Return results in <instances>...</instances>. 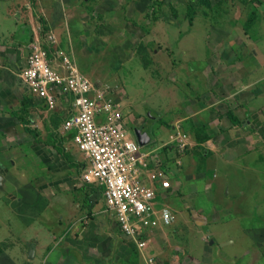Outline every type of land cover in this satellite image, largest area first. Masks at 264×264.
Wrapping results in <instances>:
<instances>
[{
    "label": "rangeland",
    "instance_id": "obj_1",
    "mask_svg": "<svg viewBox=\"0 0 264 264\" xmlns=\"http://www.w3.org/2000/svg\"><path fill=\"white\" fill-rule=\"evenodd\" d=\"M255 1L0 0V114L18 124L0 138V264H59L68 245L84 258L105 256L100 264H145L148 255L156 264H264V108L238 120L228 82L251 71L264 94V4L248 21ZM37 40L51 50L59 43L96 87L108 88L128 128L149 126L143 148L172 185L160 203L176 214L167 239L140 249L112 231L117 221L102 192L81 182L86 156L68 138L63 147L79 163L70 167L44 144L59 145L61 121L31 102L26 116L38 138L11 115L23 95L32 98L19 75ZM93 219L94 231L109 234L90 249V236H76Z\"/></svg>",
    "mask_w": 264,
    "mask_h": 264
},
{
    "label": "built area",
    "instance_id": "obj_2",
    "mask_svg": "<svg viewBox=\"0 0 264 264\" xmlns=\"http://www.w3.org/2000/svg\"><path fill=\"white\" fill-rule=\"evenodd\" d=\"M25 56L19 76L29 96L47 114L63 116L59 130L72 132L73 143L88 159L81 182L103 188L122 232L138 248L147 247L153 228L176 217L169 205L160 204L162 193L172 188L168 173L130 136L108 88L96 87L68 51L56 44L51 50L37 40ZM145 257V264H156L152 255Z\"/></svg>",
    "mask_w": 264,
    "mask_h": 264
},
{
    "label": "crops",
    "instance_id": "obj_3",
    "mask_svg": "<svg viewBox=\"0 0 264 264\" xmlns=\"http://www.w3.org/2000/svg\"><path fill=\"white\" fill-rule=\"evenodd\" d=\"M261 20L263 21V19H261ZM263 23L264 22H262L261 27L263 26ZM263 41H264V35H263ZM58 45H60V44L58 43ZM11 56H13V55H11ZM12 58L13 57H11V59ZM25 58H26V56L22 55L23 63L25 61ZM258 63L261 67H264V52L263 51L260 52V55L258 57ZM237 69H238V67H237ZM252 73L253 72L247 71V70H239V73L236 72L235 75H233V76L231 75L229 78V81H228L230 84H234V86L236 85L234 90H233L235 93V98H234L233 102H235V108H234L235 117L240 121H242V119L245 118V120L247 122V120H248L247 115L248 114H251L252 118H257L258 113L262 110V108H264V94L262 93L261 90L257 91V89H255L256 83H258L257 79L261 76H258L257 78H255L254 76H256L257 73H255V74H252ZM227 99H228V96H226L225 101H228ZM240 99H241V101H240ZM231 102H232V100H230L228 107H231ZM0 116H2V117H0V123H3V122L7 123V124H4L2 126L0 125L1 126L0 127V134L1 133L4 134V132L9 128L18 129V127H17L18 124L14 120H10V118H8L9 121H5L3 119V117H4L3 114H0ZM13 117H15V116H13ZM16 120H17V118H16ZM31 127H32V125H31ZM0 137H2V136L0 135ZM25 146H26V143H25ZM3 150L4 149H0V154H2V152H4ZM35 150H37V149H35ZM22 151H23V148L20 149V152H22ZM142 151L148 152L144 148L142 149ZM29 152L31 153V151H29ZM35 153H36V151H35ZM44 155H46V154L44 153ZM59 157H61V156H59ZM59 157H57V158H59ZM38 159H40L41 164L45 163L44 157L42 158L41 155L38 156ZM59 160L61 161V159H59ZM45 164H46V167L48 170V167L50 165L47 164V162ZM59 166L60 167L63 166V163L61 162L59 164ZM161 168L164 169L163 167H161ZM49 169L54 170V168H51V167H49ZM48 177H49V179L51 178V176H48ZM169 178H170V176H169ZM58 179H56L53 182V186H55L57 184V182L59 181ZM92 186L97 187L95 185H92ZM167 192L168 191L163 192L162 195L160 196V203L163 202L167 198V194H168ZM200 219H203V218L200 217ZM114 220L115 219H113V221ZM92 221L93 222L90 224V226H86V227L84 226L82 228L80 227L81 229H83L82 233L81 234L79 233L80 236H78V237L76 236V238H78V239H83L86 236H90L89 237V240H91L89 242V246H90L89 248L90 249L96 247L95 245L98 242L95 243L94 241H97L98 239H100V237L105 238L107 236V233H108L107 230H104L103 233H97L96 231H94L93 229L96 228L97 220L93 219ZM85 222L87 223V221H85ZM115 223H116V220H115ZM116 225L118 227L114 226V224L111 225L112 231L119 233L121 235H125L122 232V230L120 229L119 224L116 223ZM167 226L168 225L154 227L148 236V242H149V240L151 241L152 239H155V240H158L160 238L163 240L167 239L168 238L167 233L164 231L165 230L164 227H167ZM76 227L77 226L72 228V230L75 229V231H73V233L79 231V229H76ZM72 234H70V235H72ZM99 235H102V236H99ZM71 237H73V236L66 237L65 241H67L69 239L67 241L68 244L71 241H73L76 244L77 240L75 238H71ZM127 238L129 239L128 236H127ZM65 241H63L64 244L66 243ZM209 241H211V240H209ZM210 244H212V243H210ZM147 253H143V255H146ZM81 259L82 260L85 259V261L83 263H78V262H80ZM92 260H96L98 262V264H100V263H102L103 260H107V258L105 256H99L98 254L95 257L88 256V258H84L82 250H80L78 248H74V250H73V248H70V245H68V246H65L64 251H62V255L59 257V264H92Z\"/></svg>",
    "mask_w": 264,
    "mask_h": 264
},
{
    "label": "trees",
    "instance_id": "obj_4",
    "mask_svg": "<svg viewBox=\"0 0 264 264\" xmlns=\"http://www.w3.org/2000/svg\"><path fill=\"white\" fill-rule=\"evenodd\" d=\"M262 4H264V0H257V1L254 2L255 9L251 12V14L249 16V19H248L249 22L252 19H257L259 17L260 12H259V10L257 8H258L259 5H262ZM190 20L192 22V17H190ZM29 41H30V38L29 37H26L24 39V42H29ZM23 97H22L23 99L21 101V105H22L21 112H19L18 110H16L11 115L12 116H15L17 118V120L19 119L21 122H23V124L25 126L24 129H25L26 132H28L31 135H35L36 137L39 138V135H38L39 131H35L34 129H32V127H31V121L29 119H27V116H26L28 114L27 112H28V109H29V105L31 106V102L35 106H37V104H35V102H34V100L32 98H28V96L26 94L23 95ZM26 107H27V109H26ZM51 119L52 120H55V122H56V120L57 121L59 120L62 123L63 116L60 113H55V114L52 115ZM19 120H18V122H19ZM4 124H7V123L6 122L0 123L1 126L4 125ZM0 135L3 136L2 133ZM72 136H73V134L69 135V137L68 136L66 137L65 135L64 136L63 135L57 136L58 138H56V141H58L59 145L58 144H55L54 141H52V143H51L48 140L45 141L44 144H46L48 146H54L56 152L64 159V161L70 167H79V163L75 162L74 159L72 158V156L63 147V142H66L68 140V138L71 139ZM43 155H44V153H43ZM86 185H88L90 187H93L95 189L96 188H99L101 192L103 191V188H101V187H94V186H92L90 184H86Z\"/></svg>",
    "mask_w": 264,
    "mask_h": 264
},
{
    "label": "flooded vegetation",
    "instance_id": "obj_5",
    "mask_svg": "<svg viewBox=\"0 0 264 264\" xmlns=\"http://www.w3.org/2000/svg\"><path fill=\"white\" fill-rule=\"evenodd\" d=\"M130 111V110H129ZM131 113V111H130ZM131 128L129 127V133H130V136L135 140V141H140V140H143V141H148L150 142L151 141V135L150 136H146L145 133L146 132H149L150 128L147 124H143L141 128H135L133 127L131 130ZM144 134V135H143Z\"/></svg>",
    "mask_w": 264,
    "mask_h": 264
},
{
    "label": "water",
    "instance_id": "obj_6",
    "mask_svg": "<svg viewBox=\"0 0 264 264\" xmlns=\"http://www.w3.org/2000/svg\"><path fill=\"white\" fill-rule=\"evenodd\" d=\"M145 135L150 136L149 132H146ZM138 143L143 147L147 145L149 142L147 140L146 141L140 140L138 141ZM0 190H3V175L2 174H0ZM35 242L36 240H33V242L30 244L28 258H33L35 255V248H34ZM210 243H213V240H211Z\"/></svg>",
    "mask_w": 264,
    "mask_h": 264
},
{
    "label": "clouds",
    "instance_id": "obj_7",
    "mask_svg": "<svg viewBox=\"0 0 264 264\" xmlns=\"http://www.w3.org/2000/svg\"><path fill=\"white\" fill-rule=\"evenodd\" d=\"M140 145V144H139ZM141 146V145H140ZM144 147V146H143ZM173 210V209H172ZM174 212V211H173ZM175 214V213H174ZM175 216H176V214H175ZM175 219H176V217H175ZM173 223V222H172Z\"/></svg>",
    "mask_w": 264,
    "mask_h": 264
},
{
    "label": "bare ground",
    "instance_id": "obj_8",
    "mask_svg": "<svg viewBox=\"0 0 264 264\" xmlns=\"http://www.w3.org/2000/svg\"><path fill=\"white\" fill-rule=\"evenodd\" d=\"M170 207V206H169ZM171 208V207H170ZM172 209V208H171ZM163 226H165V225H163Z\"/></svg>",
    "mask_w": 264,
    "mask_h": 264
}]
</instances>
